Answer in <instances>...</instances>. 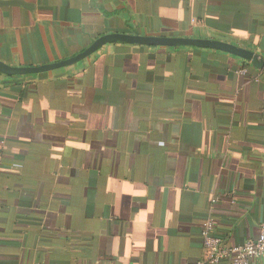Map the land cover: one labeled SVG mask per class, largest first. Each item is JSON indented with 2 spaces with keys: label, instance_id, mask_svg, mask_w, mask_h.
Wrapping results in <instances>:
<instances>
[{
  "label": "crops",
  "instance_id": "0c3cea01",
  "mask_svg": "<svg viewBox=\"0 0 264 264\" xmlns=\"http://www.w3.org/2000/svg\"><path fill=\"white\" fill-rule=\"evenodd\" d=\"M8 1L23 4H0L10 66L67 60L112 33L264 59V0ZM209 218L229 246L264 226L263 71L219 51L113 43L0 74V264H194Z\"/></svg>",
  "mask_w": 264,
  "mask_h": 264
},
{
  "label": "water",
  "instance_id": "95a60500",
  "mask_svg": "<svg viewBox=\"0 0 264 264\" xmlns=\"http://www.w3.org/2000/svg\"><path fill=\"white\" fill-rule=\"evenodd\" d=\"M1 5H21L17 1L0 2ZM113 43H125L129 45H140L150 47H167V48H180V47H193L198 49H208L213 51H219L232 56L243 59L250 63L252 67L257 70L264 72V59L259 58L254 52L247 49L241 48L236 45H232L226 42H221L212 39H198V38H184V37H163V36H152V35H132V34H119L112 33L103 35L97 38L92 44L86 48L83 52L76 56L63 60L60 62L45 64L38 67H15L5 64L0 61V74L14 77V76H34L40 73L53 71L63 67H67L78 63L96 51L101 49L107 44Z\"/></svg>",
  "mask_w": 264,
  "mask_h": 264
},
{
  "label": "built area",
  "instance_id": "2783aa9c",
  "mask_svg": "<svg viewBox=\"0 0 264 264\" xmlns=\"http://www.w3.org/2000/svg\"><path fill=\"white\" fill-rule=\"evenodd\" d=\"M214 231L213 219L209 218L200 230L205 255L194 264H250L251 260L264 259V226L256 240L233 246L224 244Z\"/></svg>",
  "mask_w": 264,
  "mask_h": 264
}]
</instances>
